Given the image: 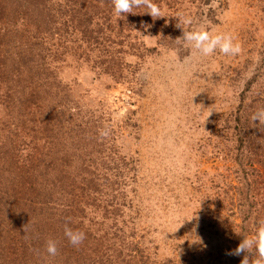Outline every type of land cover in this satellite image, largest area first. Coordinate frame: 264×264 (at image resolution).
Masks as SVG:
<instances>
[{
    "label": "rangeland",
    "instance_id": "obj_1",
    "mask_svg": "<svg viewBox=\"0 0 264 264\" xmlns=\"http://www.w3.org/2000/svg\"><path fill=\"white\" fill-rule=\"evenodd\" d=\"M51 2L46 17L70 1ZM153 2L166 17L153 20L143 7L117 16L112 0L90 9L92 39L70 16L58 15L52 33L34 31L21 18L9 25L33 32L15 51L23 46L34 54L40 79L65 98V115L82 128H72L68 117L54 119L62 132L35 141L40 130L32 132V122L40 119L30 115L14 121L16 138L22 136L16 145L27 162L49 166L42 172L56 177L53 188L63 199L67 191L86 195L77 199L85 214L78 220L111 241L104 264H225L239 245L240 225L248 237L256 232L239 209L236 135L238 119L253 122L264 108V0ZM177 13L190 15L192 27L233 35L241 52L199 54L177 40L183 35ZM5 172L16 167L5 165Z\"/></svg>",
    "mask_w": 264,
    "mask_h": 264
},
{
    "label": "trees",
    "instance_id": "obj_2",
    "mask_svg": "<svg viewBox=\"0 0 264 264\" xmlns=\"http://www.w3.org/2000/svg\"><path fill=\"white\" fill-rule=\"evenodd\" d=\"M68 2L63 6L60 4L56 15L50 13L46 17L45 12L53 10L51 0H0V80L3 82V90L0 87V110L5 112V116L0 117V185L3 187L0 188V264H104L102 252L111 245L106 234L91 231L90 227H84L83 222L78 220L85 214L79 208L77 199L81 197L86 201V195H72L66 190L67 196L63 199L60 191H54L53 188L57 183L56 177L48 180L47 173L42 172L49 166L40 167L39 164L36 165V161L27 162L30 156L25 158L16 145L22 136L20 125H16L19 131L17 133L20 134L16 138L18 135L14 121L22 124L30 115L40 119V122H32V132L40 130L35 141H50L62 132L53 123L54 119L68 117L72 128L82 129L77 126V120L72 119L71 113L65 115V98L62 100L51 89L50 83L40 79V67L34 61V54L33 57L29 53L25 54L23 46L20 51H15L18 41H29L28 35L33 32L27 30L26 26L19 31L9 26H16V21L21 18L27 24L34 25V31L47 30L52 33L57 29L58 15L65 18L70 16L78 21L76 26L79 32L92 39L96 31L90 30L93 19L88 16L87 11L101 8L108 0ZM105 11L104 8L103 12ZM5 26H8L6 30ZM76 26L74 28L77 29ZM37 44L39 42L35 43ZM43 85L48 88L45 89ZM56 103L62 105L61 111L53 109ZM32 108L41 115L33 112ZM43 108L47 111L44 115L41 111ZM237 122L243 125L237 124L239 132L236 135V160L240 179L239 209L242 220H252L251 227L256 231L259 221L264 219V160L255 156L258 151L264 153V125H259V121L250 122L249 119L245 122L238 119ZM31 135L29 131V136ZM245 148L250 149L248 161L244 158ZM5 165L16 167V173L7 175ZM35 166L39 167L34 169ZM19 183L22 187L18 186ZM256 183L262 191L259 201L254 198V191L259 190ZM65 225L85 233L86 238L80 245L73 246L69 242L64 234ZM240 226L237 236L239 243L248 232L245 224ZM48 240L56 242L58 252L55 256L46 251ZM237 247L238 245L230 250L225 264H241L245 253L239 256L230 254Z\"/></svg>",
    "mask_w": 264,
    "mask_h": 264
},
{
    "label": "clouds",
    "instance_id": "obj_3",
    "mask_svg": "<svg viewBox=\"0 0 264 264\" xmlns=\"http://www.w3.org/2000/svg\"><path fill=\"white\" fill-rule=\"evenodd\" d=\"M112 4L114 13L117 16L128 13L136 14L134 9L143 7L147 9L146 13L153 20L166 17L161 6L154 3L153 0H112ZM175 17L178 18L177 27L183 30L182 37L177 38V40H183L186 46L194 48L199 54L209 56L217 49L225 55L235 56L241 52V46L238 42H235L233 35L227 33L213 34L202 24L192 27L194 24L192 17L184 13H177ZM185 27L190 28V30H185ZM251 120L253 123L259 121V125H264V108L254 112ZM101 135L107 136L108 132L101 130ZM64 234L73 246L80 245L86 238L84 232L73 230L67 225H65ZM46 251L49 255L55 256L58 252L56 242L48 240ZM242 253L253 254V258L250 261L249 256L244 255L241 264H264V219L259 221L255 235L252 237L244 236L238 247L230 254L239 256Z\"/></svg>",
    "mask_w": 264,
    "mask_h": 264
}]
</instances>
